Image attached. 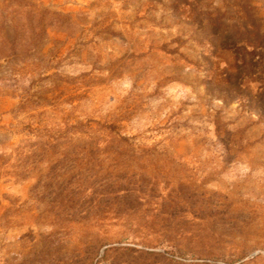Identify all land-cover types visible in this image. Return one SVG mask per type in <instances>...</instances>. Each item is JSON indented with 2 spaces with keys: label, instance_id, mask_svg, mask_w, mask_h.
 Here are the masks:
<instances>
[{
  "label": "rangeland",
  "instance_id": "374dc122",
  "mask_svg": "<svg viewBox=\"0 0 264 264\" xmlns=\"http://www.w3.org/2000/svg\"><path fill=\"white\" fill-rule=\"evenodd\" d=\"M259 36L264 0H0V264H264Z\"/></svg>",
  "mask_w": 264,
  "mask_h": 264
},
{
  "label": "trees",
  "instance_id": "16d2710c",
  "mask_svg": "<svg viewBox=\"0 0 264 264\" xmlns=\"http://www.w3.org/2000/svg\"><path fill=\"white\" fill-rule=\"evenodd\" d=\"M257 39V38H255ZM262 39V38H261ZM260 36L257 39L258 45L263 43L264 45V38L261 40ZM250 46H256V44H252L253 42H248ZM263 58H264V46H263ZM237 60H241L240 56L237 57ZM111 130V129H109ZM61 138H64L63 135ZM82 142H87V144H95V143H106L111 145H119L120 143L128 144L127 138L124 136H120L118 133L114 134H107L105 137L96 138L95 135L87 134L86 138L81 139ZM66 141H72V138L63 139V143ZM110 251V254L107 255V252ZM162 253L159 251L153 250H143L138 249L133 246H115L109 245L104 248L102 254L99 258L96 259L95 264H182L178 261H169V260H162L160 258Z\"/></svg>",
  "mask_w": 264,
  "mask_h": 264
}]
</instances>
